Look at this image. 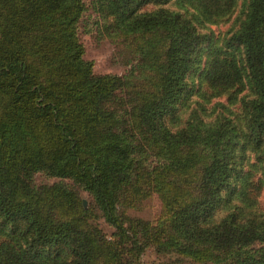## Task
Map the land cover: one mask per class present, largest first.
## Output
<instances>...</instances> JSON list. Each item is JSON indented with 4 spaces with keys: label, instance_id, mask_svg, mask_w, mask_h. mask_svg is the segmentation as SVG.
Wrapping results in <instances>:
<instances>
[{
    "label": "trees",
    "instance_id": "1",
    "mask_svg": "<svg viewBox=\"0 0 264 264\" xmlns=\"http://www.w3.org/2000/svg\"><path fill=\"white\" fill-rule=\"evenodd\" d=\"M169 1L102 0L144 69L123 78L83 58L82 0H0V264H264V0L222 37L237 0ZM151 193L154 220L126 213Z\"/></svg>",
    "mask_w": 264,
    "mask_h": 264
},
{
    "label": "rangeland",
    "instance_id": "2",
    "mask_svg": "<svg viewBox=\"0 0 264 264\" xmlns=\"http://www.w3.org/2000/svg\"><path fill=\"white\" fill-rule=\"evenodd\" d=\"M240 1L241 0H237L234 9L229 15L217 20V22H212L207 25L216 36H224L236 25V19L240 15L241 10ZM82 2L83 10L76 24L77 35L83 46V58L92 61L93 72L114 74L123 78L140 76L144 69L138 61V53L132 47L133 43L131 44L125 41L122 36L116 35L115 29L109 27V20L105 18L101 10V6L103 7L102 0H82ZM167 4L170 7H176L177 5L174 0H170ZM146 7L148 8L149 5ZM193 82H196L195 78H193ZM123 97L124 93L121 91L119 98ZM216 100L228 105L226 97L221 95L209 99L206 102V107L213 105ZM118 106L120 108H117V116L122 122V119L126 117L123 108L125 107L126 109L127 106L125 104ZM236 106L237 103H234L230 107L236 108ZM215 108L218 112H223L224 110L217 104ZM148 158L153 157L149 156ZM252 163H254L253 158L249 156L247 166L249 167ZM252 170H254L255 176H259L256 163L253 164ZM30 182L34 185L52 182H60L66 185L72 184L70 179L52 175L45 170L33 171L30 175ZM80 195L84 200V206L88 205L90 203L89 195L83 190H80ZM255 205L259 209H264V183L261 186ZM159 211V199L156 193H151L148 197L142 199L136 208H128L126 213L131 216L154 220L159 214ZM92 222L106 235H110L113 231V227L100 215L93 218ZM169 258H173V254H161V252L157 251L153 246L147 244L139 254L138 260L139 264H159L161 261H165ZM182 262L187 264H215L212 262H189L186 259L182 260Z\"/></svg>",
    "mask_w": 264,
    "mask_h": 264
},
{
    "label": "water",
    "instance_id": "3",
    "mask_svg": "<svg viewBox=\"0 0 264 264\" xmlns=\"http://www.w3.org/2000/svg\"><path fill=\"white\" fill-rule=\"evenodd\" d=\"M82 205L84 206V200L82 199Z\"/></svg>",
    "mask_w": 264,
    "mask_h": 264
}]
</instances>
